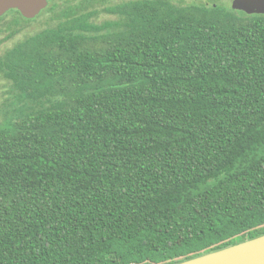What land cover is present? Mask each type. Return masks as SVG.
Returning <instances> with one entry per match:
<instances>
[{
	"label": "trees",
	"instance_id": "1",
	"mask_svg": "<svg viewBox=\"0 0 264 264\" xmlns=\"http://www.w3.org/2000/svg\"><path fill=\"white\" fill-rule=\"evenodd\" d=\"M0 81V264H177L264 235V18L55 0L0 18Z\"/></svg>",
	"mask_w": 264,
	"mask_h": 264
},
{
	"label": "water",
	"instance_id": "2",
	"mask_svg": "<svg viewBox=\"0 0 264 264\" xmlns=\"http://www.w3.org/2000/svg\"><path fill=\"white\" fill-rule=\"evenodd\" d=\"M240 7L249 14L252 5L264 7V0H243ZM51 5L50 0H0V18L17 10L27 20L37 19ZM177 264H264V235Z\"/></svg>",
	"mask_w": 264,
	"mask_h": 264
},
{
	"label": "flooded vegetation",
	"instance_id": "3",
	"mask_svg": "<svg viewBox=\"0 0 264 264\" xmlns=\"http://www.w3.org/2000/svg\"><path fill=\"white\" fill-rule=\"evenodd\" d=\"M54 1L55 0H50L51 5H52V3ZM213 1H215L217 3H214ZM241 1H243V0H205L204 4H208V3H211L212 4L213 3V5H216V6L217 5H223V6H226L227 8H229L230 10H232L233 12H235L236 14L241 15L243 17L264 18V7L263 8H260V7H257L256 5H252L249 8V11L252 12V14H249V13H247L246 11H244L240 7V4L239 3ZM204 4H200V5H204ZM13 11H17V10H13Z\"/></svg>",
	"mask_w": 264,
	"mask_h": 264
},
{
	"label": "rangeland",
	"instance_id": "4",
	"mask_svg": "<svg viewBox=\"0 0 264 264\" xmlns=\"http://www.w3.org/2000/svg\"><path fill=\"white\" fill-rule=\"evenodd\" d=\"M189 3L204 4L205 0H187ZM48 15H44L36 23L27 27V33L38 32L47 26ZM26 24H23L25 26ZM5 86V87H4ZM8 89L3 81H0V106L8 100Z\"/></svg>",
	"mask_w": 264,
	"mask_h": 264
}]
</instances>
